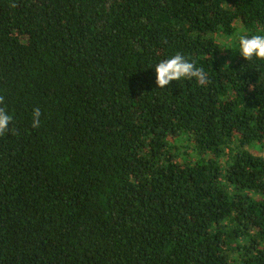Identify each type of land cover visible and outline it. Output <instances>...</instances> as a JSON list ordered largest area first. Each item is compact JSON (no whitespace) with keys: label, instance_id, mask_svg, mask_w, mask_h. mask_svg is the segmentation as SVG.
<instances>
[{"label":"trees","instance_id":"trees-1","mask_svg":"<svg viewBox=\"0 0 264 264\" xmlns=\"http://www.w3.org/2000/svg\"><path fill=\"white\" fill-rule=\"evenodd\" d=\"M254 34L264 0H0V264H264ZM177 52L205 86L156 85Z\"/></svg>","mask_w":264,"mask_h":264},{"label":"clouds","instance_id":"clouds-1","mask_svg":"<svg viewBox=\"0 0 264 264\" xmlns=\"http://www.w3.org/2000/svg\"><path fill=\"white\" fill-rule=\"evenodd\" d=\"M11 7H16L12 4ZM239 53L247 61L256 59L264 60V34H254L251 36L241 35L239 37ZM155 71V83L159 88H164L170 82L187 79L195 80L200 86L208 83V75L202 69L198 68L193 62L177 52L168 59L161 60L153 66ZM4 97L0 96V104L3 103ZM41 112L39 108L33 110L32 127L39 128ZM11 117L6 110L0 107V136H4L6 132L11 131L9 124Z\"/></svg>","mask_w":264,"mask_h":264},{"label":"rangeland","instance_id":"rangeland-1","mask_svg":"<svg viewBox=\"0 0 264 264\" xmlns=\"http://www.w3.org/2000/svg\"><path fill=\"white\" fill-rule=\"evenodd\" d=\"M246 149H247V148H246ZM179 150H180V149H179ZM191 155H192V153H189V156H186V157H188L189 159H191V158H193V157L195 156V155H193V156H191ZM178 156H179V155H178ZM181 158H182V157H176L175 160H177V161L180 162V161H183V160L185 159V158H184V159L182 160Z\"/></svg>","mask_w":264,"mask_h":264}]
</instances>
